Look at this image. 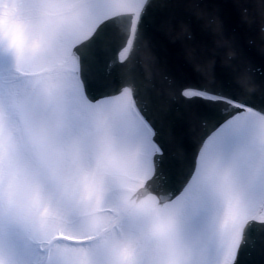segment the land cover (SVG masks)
<instances>
[{
  "label": "snow or ice",
  "instance_id": "6c2138e0",
  "mask_svg": "<svg viewBox=\"0 0 264 264\" xmlns=\"http://www.w3.org/2000/svg\"><path fill=\"white\" fill-rule=\"evenodd\" d=\"M184 7L0 0V264H264V79H178L205 119L177 163L135 75L153 12Z\"/></svg>",
  "mask_w": 264,
  "mask_h": 264
},
{
  "label": "water",
  "instance_id": "95a60500",
  "mask_svg": "<svg viewBox=\"0 0 264 264\" xmlns=\"http://www.w3.org/2000/svg\"><path fill=\"white\" fill-rule=\"evenodd\" d=\"M207 62H208V60H207ZM157 108H161L160 106L159 107H157ZM191 110H193V109H191ZM159 111V110H158ZM163 111V112H162ZM160 112V111H159ZM161 112H162V114L161 113H159V115H158V118L159 119H165L163 122L165 123V122H167V120H170V116L167 114V113H164V112H166L165 110H161ZM179 113V112H178ZM183 117H181V120L182 119H184L185 120V118L187 119V120H191L192 119V124H193V126H195L196 125V121H197V118H196V115L192 112V111H190V108L187 110V114L186 115H182ZM167 119V120H166ZM173 119V118H172ZM171 122V121H170ZM178 122H180V120L178 119ZM164 123H161L162 125L164 124ZM178 124H180V123H175L174 125L176 126L175 127V129H173L172 131H171V139H179V138H184V137H182L183 135H184V133H183V131H182V128L181 127H179V128H177L178 127ZM182 127H185V128H188L189 126L187 125V124H185V125H182ZM177 129V130H176ZM196 137H193V138H191V137H188L187 139H188V141L190 142V143H194L197 139H195ZM251 259H253V258H251ZM252 262V264L254 263V260H252L251 261Z\"/></svg>",
  "mask_w": 264,
  "mask_h": 264
},
{
  "label": "rangeland",
  "instance_id": "374dc122",
  "mask_svg": "<svg viewBox=\"0 0 264 264\" xmlns=\"http://www.w3.org/2000/svg\"><path fill=\"white\" fill-rule=\"evenodd\" d=\"M39 255H36V256H32V257H30L31 259H37V257H38Z\"/></svg>",
  "mask_w": 264,
  "mask_h": 264
}]
</instances>
